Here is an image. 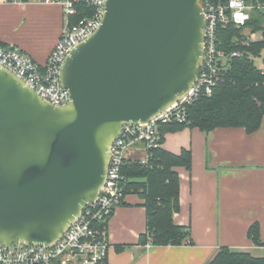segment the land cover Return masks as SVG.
<instances>
[{"label":"water","instance_id":"obj_1","mask_svg":"<svg viewBox=\"0 0 264 264\" xmlns=\"http://www.w3.org/2000/svg\"><path fill=\"white\" fill-rule=\"evenodd\" d=\"M204 0H105L100 27L64 61L56 107L0 66V246H49L95 203L110 147L196 82Z\"/></svg>","mask_w":264,"mask_h":264},{"label":"crops","instance_id":"obj_2","mask_svg":"<svg viewBox=\"0 0 264 264\" xmlns=\"http://www.w3.org/2000/svg\"><path fill=\"white\" fill-rule=\"evenodd\" d=\"M65 22L61 4L46 0H0V44L15 45L45 65L59 41ZM264 69V52L259 58ZM162 148L173 154L192 153L190 170L180 176V211L174 222L190 232L181 246H143L147 229L143 200L126 197L108 223L110 251L107 264H207L221 247L264 253V124L253 134L244 128H218L204 133L187 127L165 135ZM255 223L261 245L249 236ZM119 246L126 249L118 250Z\"/></svg>","mask_w":264,"mask_h":264},{"label":"built area","instance_id":"obj_3","mask_svg":"<svg viewBox=\"0 0 264 264\" xmlns=\"http://www.w3.org/2000/svg\"><path fill=\"white\" fill-rule=\"evenodd\" d=\"M61 4L65 22L59 41L45 65H40L15 45L0 44V66L23 81L49 104L62 107L70 102L69 92L61 87V68L69 54L100 27L105 13V0H91L95 9L92 18L71 23L76 15L70 0H46ZM206 18L204 58L198 77L190 90L167 110L143 124L123 127L110 147V162L106 181L95 203L83 209L81 215L61 238L49 246H0V264H103L110 251L108 223L116 209L128 196L131 180L124 175L126 163L148 165L152 151L162 147L161 128L182 124L188 120L187 109L202 97H210L222 79V68L232 57H242L238 51L228 53L219 48L220 26L235 24L243 27L254 10L264 11V2L248 0H204ZM262 39L261 33L247 36L246 42Z\"/></svg>","mask_w":264,"mask_h":264},{"label":"trees","instance_id":"obj_4","mask_svg":"<svg viewBox=\"0 0 264 264\" xmlns=\"http://www.w3.org/2000/svg\"><path fill=\"white\" fill-rule=\"evenodd\" d=\"M26 2L29 0H8ZM64 1V0H61ZM74 2L76 15L71 17L75 24L80 19L92 18L95 9L91 0ZM250 3L264 0H248ZM261 33L262 39L246 42L248 35ZM219 48L232 53L238 51L242 57H232L222 68V79L210 97H202L187 109L188 120L182 124H168L161 128V143L165 135L187 127L210 133L218 128H244L248 134L258 132L264 124V69L256 60L264 52V11L254 10L243 27L235 24L218 29ZM192 153L183 150L180 154L165 151L162 147L152 151L148 165L140 162L126 163L123 173L131 182L128 195H138L143 200L147 213V229L140 236L143 246H181L192 243L187 228L174 222V214L180 211V176L176 168L190 170ZM124 204V203H123ZM249 236L256 245H261L258 223L251 226ZM119 246L118 250L126 249ZM103 264H107V261ZM207 264H264V257L247 252L233 251L221 247Z\"/></svg>","mask_w":264,"mask_h":264},{"label":"rangeland","instance_id":"obj_5","mask_svg":"<svg viewBox=\"0 0 264 264\" xmlns=\"http://www.w3.org/2000/svg\"><path fill=\"white\" fill-rule=\"evenodd\" d=\"M261 63H262V61H261L260 59H257V60H256V65H257V66H260ZM259 254H260V256H264V253H259Z\"/></svg>","mask_w":264,"mask_h":264}]
</instances>
